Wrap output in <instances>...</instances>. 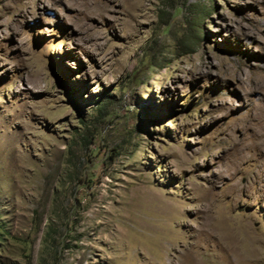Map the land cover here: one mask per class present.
I'll use <instances>...</instances> for the list:
<instances>
[{
	"label": "rangeland",
	"instance_id": "obj_1",
	"mask_svg": "<svg viewBox=\"0 0 264 264\" xmlns=\"http://www.w3.org/2000/svg\"><path fill=\"white\" fill-rule=\"evenodd\" d=\"M0 264H264V0H0Z\"/></svg>",
	"mask_w": 264,
	"mask_h": 264
},
{
	"label": "trees",
	"instance_id": "obj_2",
	"mask_svg": "<svg viewBox=\"0 0 264 264\" xmlns=\"http://www.w3.org/2000/svg\"><path fill=\"white\" fill-rule=\"evenodd\" d=\"M204 8L201 5H194L188 9L187 17V38L192 44H196V41L200 38L199 31L202 29L200 20L204 18Z\"/></svg>",
	"mask_w": 264,
	"mask_h": 264
}]
</instances>
